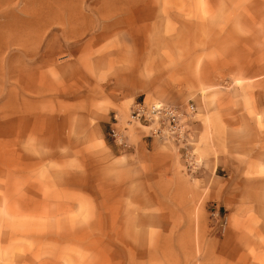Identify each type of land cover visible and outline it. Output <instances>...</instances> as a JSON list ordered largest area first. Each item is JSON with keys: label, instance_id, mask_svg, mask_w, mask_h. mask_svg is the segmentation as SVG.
<instances>
[{"label": "rangeland", "instance_id": "obj_1", "mask_svg": "<svg viewBox=\"0 0 264 264\" xmlns=\"http://www.w3.org/2000/svg\"><path fill=\"white\" fill-rule=\"evenodd\" d=\"M0 264H264V0H0Z\"/></svg>", "mask_w": 264, "mask_h": 264}, {"label": "built area", "instance_id": "obj_2", "mask_svg": "<svg viewBox=\"0 0 264 264\" xmlns=\"http://www.w3.org/2000/svg\"><path fill=\"white\" fill-rule=\"evenodd\" d=\"M195 111L194 105H175L165 102L135 101L130 112L128 124L150 126L158 135L171 139L180 147H185L190 138L189 120ZM128 127L121 126L117 115L111 126L110 136L123 148H129Z\"/></svg>", "mask_w": 264, "mask_h": 264}]
</instances>
